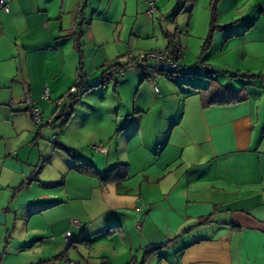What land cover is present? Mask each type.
<instances>
[{
    "label": "crops",
    "instance_id": "0c3cea01",
    "mask_svg": "<svg viewBox=\"0 0 264 264\" xmlns=\"http://www.w3.org/2000/svg\"><path fill=\"white\" fill-rule=\"evenodd\" d=\"M80 1L0 0V264H142L155 245L165 247L145 264H264V79L231 77L264 75V2L252 0L196 58L220 85L244 89L243 102L204 106L193 89L206 86L202 79L158 101L140 73L139 98L123 109L76 125L74 108L66 122V106L52 111L64 136L56 145L107 178L101 182L72 170L22 103L27 93L44 115V91L51 103L74 80L65 71L61 82L66 66L74 76L84 67V42L100 47L99 26L111 25L118 9H103L111 0H82L78 8ZM162 33L166 44L155 51L174 38ZM107 61L94 63L93 82L83 71L85 88L100 83Z\"/></svg>",
    "mask_w": 264,
    "mask_h": 264
},
{
    "label": "rangeland",
    "instance_id": "374dc122",
    "mask_svg": "<svg viewBox=\"0 0 264 264\" xmlns=\"http://www.w3.org/2000/svg\"><path fill=\"white\" fill-rule=\"evenodd\" d=\"M149 1L156 3L152 18L147 15ZM212 1L213 0H127V6L124 5L123 0H111L109 3L104 1L102 4V7H104L103 9H105L108 4L109 6L112 5L110 7L113 10L118 9L115 20L110 19L109 22L111 25L100 24L99 27L101 29L98 34L100 47L96 46L94 43L84 42L82 46L84 48L85 58L80 60L81 54L78 53V62L81 61L84 66L82 67V72L84 71L85 74L88 72L89 83L97 80V76L100 74L98 73L100 69H93L94 63H97L102 57L108 60L106 64L117 62V67L114 68L117 74H114L113 77L118 80V82H123L121 85H115L114 82H111L105 86L91 88L86 92L88 93L87 95L80 90L77 91L75 95L78 94V103L74 106V113L72 116L73 121L74 119L75 121L77 120V122H73L74 125L78 122L80 123V120L82 122L84 116H86V118H91L97 115H106L109 113L108 110L110 109H117L119 106L123 109L126 103L133 104L132 98H135L137 84L140 80V72L135 69L136 65L141 64L138 58L144 53L155 52L156 49H162L165 46L166 39L164 38L162 29L165 32L166 30L170 32L174 37L173 41H179L183 47V57H185V66H187L183 67L185 72L192 73L194 70H198L197 74L201 75V70L199 71V66L196 65L198 63L196 58L197 54L200 56L202 52L201 48L204 43L200 41V39L205 37V40L209 32ZM261 1L262 3L264 2V0ZM81 2L83 1L81 0L78 3L80 7L82 5ZM251 3L252 0L247 2L241 0L238 7L233 8V0H220L217 6V15L219 14L218 11L221 10V8L219 10L220 5L223 13H221V19L219 21L217 20L216 25L222 27L233 20L239 19L243 13L250 10L249 5H251ZM174 15L176 16L174 17ZM231 18L235 19L231 20ZM188 23L189 25H187ZM152 30L154 32L153 35ZM175 31H177L178 34H174ZM214 34H218L217 31ZM186 40H188V45H186ZM65 71H67L69 78H73L74 80L72 79L73 81L70 84H65L69 87L61 90L60 95L53 99L51 103L50 101L47 102L49 103V108L46 109L45 114L42 115L43 126H37V130L40 129L51 132L50 141L56 149L59 147L55 142L59 141V138H64V136L62 137L60 135L62 131L61 120L55 122V117L52 116L51 118L54 120L53 125H45V123L55 109V102L61 97H63L62 100L65 101L68 90L76 85L75 79L77 76H74L72 72H70L68 66H66L63 73L60 74L61 82L67 77ZM259 71L260 70H257L255 72ZM199 79H202L201 81H206V79L203 78L186 81L185 79L176 77L170 79L164 76H158V81L156 83L158 93H155V95L157 99H159L158 101H161L160 98H162L164 94L172 93L174 90L179 92V89L182 90V88L186 90L187 87L185 86L195 84L197 81H200ZM147 81L150 82L149 79ZM130 83L133 84L132 90L130 88ZM146 85H148L147 82ZM150 85L153 89L152 83ZM191 86L193 87L194 85ZM105 87H108V89L103 91L102 94L101 89L104 90ZM120 98L122 99V103L118 105ZM138 98L139 96L136 97L135 100L137 101ZM169 98H171V96H169ZM22 103L26 109L25 94L22 97ZM122 113L121 111V114ZM87 122H89V120ZM87 125L92 124L87 123ZM94 146L95 147L92 149L98 152L96 147L100 146Z\"/></svg>",
    "mask_w": 264,
    "mask_h": 264
},
{
    "label": "trees",
    "instance_id": "16d2710c",
    "mask_svg": "<svg viewBox=\"0 0 264 264\" xmlns=\"http://www.w3.org/2000/svg\"><path fill=\"white\" fill-rule=\"evenodd\" d=\"M219 1L220 0H213L212 1V5H211L212 14H211V20H210V24H209V32H208L207 37H206V39L202 45V48H201L202 54L206 53L210 49L212 39H213V35L216 31L218 32L221 30H228L231 28V26L219 27L218 25H216L217 17H218L217 6H218ZM76 26H77V20L75 21L73 27L76 28ZM75 28H73V29L75 30ZM172 42H173V40L170 42L168 47L165 49H168L172 45ZM196 65L199 66L198 67L199 71L201 70L200 66L203 65L205 68L209 69V72H203L201 70L200 71L201 75L197 74L198 70H194L192 73L182 72V71H180L181 64H180L179 68L175 71L158 70L156 67L152 66L151 64L136 65L135 69L140 71V73L143 76H145L146 79H148L150 72H153V71H156L159 76H164V77L170 78V79L175 78V77L180 78V79H185L186 81L196 80L197 78L206 79L207 83H206V86L204 88H202V87L193 88L195 90H198L199 93L204 94L203 95V97H204L203 103H204V106H206V107L214 106V105H218V106L235 105V104H239V103L243 102L246 99V93L244 92V89L235 90V89H232L229 87H224L218 83V81L216 80V78L214 76L216 74L214 72H212V70L208 66L204 65L201 61H199ZM116 67H117V62L110 63V65L103 71V73L101 75L100 83L96 86H91V87L85 88L84 83H83L84 75L82 72V67L80 65L78 67V76H77V81H76V85H75V87L77 88V91L80 90L83 93L84 91H87V90L94 88V87L105 86V85L110 84L111 82L116 83L114 81V77H113V75H114L113 72L115 71L114 68H116ZM231 77L232 78H244L247 80L264 79V75H262V74H258V75L234 74ZM69 91H70V89L68 90V93L66 96L70 102H69V104L66 105V107L63 110L64 122H66L68 120L71 113L73 112L74 106L78 103V94L77 95H70ZM58 147L73 162L72 170H74L75 172L80 173V174H85V175H88L90 177L98 178V179H100L101 182L106 181L107 178L106 177L101 178L98 175V173L94 170L93 167H91L89 165H85L82 162H80L75 157L74 151L67 149L63 145H59ZM164 247H165V245H155V246H150L146 250H144V255L142 258V264H145L152 257L157 256L159 254V252ZM64 255L65 254H60L58 257H56V259H63V258H65ZM65 262H68V260H66ZM129 264H137V263L132 261Z\"/></svg>",
    "mask_w": 264,
    "mask_h": 264
},
{
    "label": "built area",
    "instance_id": "2783aa9c",
    "mask_svg": "<svg viewBox=\"0 0 264 264\" xmlns=\"http://www.w3.org/2000/svg\"><path fill=\"white\" fill-rule=\"evenodd\" d=\"M82 7V6H81ZM79 6V8H81ZM148 11L147 15L152 18L156 3L153 1L148 2ZM4 10L7 12V8L5 7ZM75 28V27H73ZM183 59V51H182V46L179 41L172 42V45L165 50L161 51H155V52H147L144 53L143 55L139 56L138 61L141 62L140 65H145V64H151L152 66L156 67L158 70H163V71H175L179 68L181 61ZM200 69L203 72H209V69L205 68L203 65L200 66ZM113 74H117L116 71L113 72ZM158 74L156 71L150 72V75L148 76V79L153 85V89L156 93H158V90L156 88V83L158 81ZM77 92V88L73 87L70 89L69 94L70 95H75ZM67 95V94H66ZM62 98L58 99L55 102V108L58 110L62 107H65L67 104H69V99L67 96H65V101L62 100ZM42 100L45 102H49V92L48 90H45L43 95H42ZM25 105L26 109L30 113V117L33 121V123L38 126L42 127L43 126V120H42V112L37 108L29 99L28 94H25ZM54 120L48 119V121L45 123V125H53ZM95 147V146H94ZM99 152H102L103 150L100 147H96ZM73 224L78 226L77 221H75ZM66 239L69 240V233H66ZM64 264H84V263H79V262H65ZM101 264H108L107 261H102Z\"/></svg>",
    "mask_w": 264,
    "mask_h": 264
},
{
    "label": "water",
    "instance_id": "95a60500",
    "mask_svg": "<svg viewBox=\"0 0 264 264\" xmlns=\"http://www.w3.org/2000/svg\"><path fill=\"white\" fill-rule=\"evenodd\" d=\"M2 220H3V214L0 213V224L2 223Z\"/></svg>",
    "mask_w": 264,
    "mask_h": 264
}]
</instances>
